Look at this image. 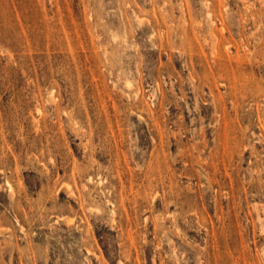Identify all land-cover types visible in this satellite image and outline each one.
<instances>
[{"label":"rangeland","instance_id":"obj_1","mask_svg":"<svg viewBox=\"0 0 264 264\" xmlns=\"http://www.w3.org/2000/svg\"><path fill=\"white\" fill-rule=\"evenodd\" d=\"M0 264H264V0H0Z\"/></svg>","mask_w":264,"mask_h":264}]
</instances>
